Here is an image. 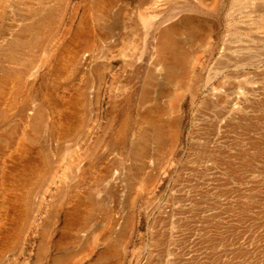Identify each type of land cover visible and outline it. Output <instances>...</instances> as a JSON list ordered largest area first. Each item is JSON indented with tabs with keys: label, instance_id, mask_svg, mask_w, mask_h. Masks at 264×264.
Listing matches in <instances>:
<instances>
[{
	"label": "rangeland",
	"instance_id": "obj_1",
	"mask_svg": "<svg viewBox=\"0 0 264 264\" xmlns=\"http://www.w3.org/2000/svg\"><path fill=\"white\" fill-rule=\"evenodd\" d=\"M7 71L0 264H264V0H0Z\"/></svg>",
	"mask_w": 264,
	"mask_h": 264
},
{
	"label": "bare ground",
	"instance_id": "obj_2",
	"mask_svg": "<svg viewBox=\"0 0 264 264\" xmlns=\"http://www.w3.org/2000/svg\"><path fill=\"white\" fill-rule=\"evenodd\" d=\"M174 46L172 41L169 40H162L160 42V48H159V55H160V61L161 63L165 66L166 70H167V75L168 78L172 79L174 78V67L173 64H169L170 60H179L181 58H183L181 53H176L174 51ZM13 77H15V74L12 72H5L2 75H0V93H2L3 89H4V85L7 82V80L10 78L12 79ZM177 78V77H176ZM155 132H156V136L159 139V141L161 140V137L163 135V129L159 126L156 125L155 127ZM57 264H60V262H58Z\"/></svg>",
	"mask_w": 264,
	"mask_h": 264
}]
</instances>
